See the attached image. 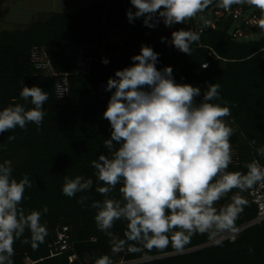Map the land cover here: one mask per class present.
I'll list each match as a JSON object with an SVG mask.
<instances>
[{
    "label": "trees",
    "instance_id": "16d2710c",
    "mask_svg": "<svg viewBox=\"0 0 264 264\" xmlns=\"http://www.w3.org/2000/svg\"><path fill=\"white\" fill-rule=\"evenodd\" d=\"M221 1L211 0L197 16H213L216 9L224 6ZM129 7L130 0L98 1L75 13L39 15L28 24L0 30V109L14 100L23 102L19 95L23 84L39 85L49 94L39 128L29 123L26 129L17 127L0 134V143L6 145V150L0 151V162L11 160L13 176L19 180L28 174L32 181L22 201L25 212L48 207L42 217L48 228L45 242L34 250L18 240L14 244V264H95L103 254L110 255L113 264H117V256L130 262L127 264H264V220L244 228L235 242L225 239L222 246H213L206 234H195L183 250H177L170 242L163 249L142 248L139 252L115 255L109 238L97 229L96 210L87 205L103 196L95 191L91 161L100 154H109L103 145L111 132L109 122L102 117L107 101L98 100L97 85L107 81L115 70L130 65L131 56L139 53L142 44L151 45L159 53L157 67L171 66L178 82L199 85L202 92L208 83L220 85V95L231 112L225 120L237 128L230 141L237 150L238 161L232 162L228 171L247 172L245 165L254 157L264 163L256 152L264 146V36L255 38L264 27L248 29L249 37L236 39L232 32L241 20L220 19L216 29L204 32L193 43L192 54L188 55L161 41V37L170 41L172 31L149 28L142 18L129 23ZM256 9L264 11L259 5ZM108 30L120 39L111 42ZM85 45H93L92 62L89 69L81 70L75 65L72 49ZM35 46L46 50L53 70L69 73V97L58 98L54 76L34 67L31 55ZM102 57L109 59L107 65L102 63ZM9 135L16 139L8 142ZM252 141L256 142L254 146ZM76 175L93 177L94 186L88 193L69 198L61 190L64 177ZM118 188L119 185L113 196L119 197ZM238 192L233 189L217 205L230 203ZM245 194L248 203L236 221L237 227L256 217L257 207L246 191ZM81 195L89 197L85 206L77 202ZM64 226L69 227L73 250L60 252L53 243L57 229ZM113 231L123 237L126 223L117 221ZM24 236H31L27 229ZM72 252L78 257L74 261L69 259Z\"/></svg>",
    "mask_w": 264,
    "mask_h": 264
},
{
    "label": "clouds",
    "instance_id": "9594fccd",
    "mask_svg": "<svg viewBox=\"0 0 264 264\" xmlns=\"http://www.w3.org/2000/svg\"><path fill=\"white\" fill-rule=\"evenodd\" d=\"M245 2L264 7V0H223L226 8ZM209 3L130 0L126 16L129 23L142 18L149 28L160 22L171 28L194 18ZM201 31L174 30L170 41L166 37L161 41L191 55ZM131 61L115 70L105 85L111 93L102 113L111 127L103 145L109 154L91 161L95 191L103 199L87 205L96 210L97 229L109 238L113 255L163 249L170 242L183 250L195 234H206L213 246H222L226 236L235 242L240 231L236 221L248 201L237 194L222 207L217 202L233 189L243 193L258 184L264 186V164L253 159L245 165L247 172L227 170L235 156L230 141L234 129L225 120L231 112L220 95V85L208 83L202 92L199 85L178 82L171 66L157 67L159 53L151 45L142 44ZM102 63L107 65L109 59L102 57ZM57 91L60 97L64 95L59 82ZM19 95L23 102L14 100L0 109V134L26 129L29 123L39 128L44 120L48 92L39 85L23 84ZM15 139V135L8 136V142ZM5 150L6 145L0 143V151ZM256 152L264 158V146ZM13 171L11 160L0 162V264H14L18 240L35 250L48 235L42 222L47 205L26 213L22 201L32 181L28 174L16 179ZM118 185L116 197L112 193ZM93 186V177L65 176L61 190L72 198ZM88 199L81 195L77 202L85 206ZM117 221L126 223L123 237L113 231ZM26 229L30 238L24 236ZM95 264H113V259L103 254Z\"/></svg>",
    "mask_w": 264,
    "mask_h": 264
},
{
    "label": "built area",
    "instance_id": "2783aa9c",
    "mask_svg": "<svg viewBox=\"0 0 264 264\" xmlns=\"http://www.w3.org/2000/svg\"><path fill=\"white\" fill-rule=\"evenodd\" d=\"M258 5H250L248 3H235V6L225 7L222 6L214 11L213 16H203L198 17L197 15L194 18H191L186 23H178L173 25L171 28L166 27L163 22H160L155 28L153 29H165L169 31L185 29V30H193V31H201V35L209 31L211 29H216L218 21L220 19L225 18H232L234 21L241 20V25H237V28L232 32V35L236 39L247 38L251 34L246 32V30L251 28H260L264 27V11L259 12L256 7ZM248 12V13H247ZM243 24V25H242ZM93 48V45H85V46H78L74 47L73 55L75 57V65L78 69L87 70L91 66L92 56L90 54V48ZM213 52V51H212ZM215 56L216 53L213 52ZM32 62L34 67L37 70L45 71L46 73L52 74L55 78V92L58 98H67L70 95V78L69 73L65 72H56L53 70L51 66V62L49 57L46 53V50L43 47L35 46L32 51L31 55ZM206 65V64H205ZM62 85V90L64 95L60 97L57 91V83ZM107 81H101L97 85V98L99 101L105 102L108 101L110 97V92L105 91V85ZM235 156L233 158V162L238 161L237 151L233 147ZM253 159H258L254 157ZM252 159V160H253ZM261 162V161H260ZM261 164H264L261 162ZM247 192V196L249 200L257 207L256 217L251 220L247 224H243L239 226V233L246 227L261 223L264 220V186L256 185L253 189H250ZM69 227L64 226L62 229H57L56 235L57 238L53 243V247L58 249L60 252H67L72 251L73 246L70 243V236L68 233ZM239 235V234H238ZM225 239H229L226 236ZM224 239V240H225ZM230 240V239H229ZM236 240V239H235ZM231 241V240H230ZM77 255L75 252H72L69 255L70 261H74L77 259Z\"/></svg>",
    "mask_w": 264,
    "mask_h": 264
},
{
    "label": "crops",
    "instance_id": "0c3cea01",
    "mask_svg": "<svg viewBox=\"0 0 264 264\" xmlns=\"http://www.w3.org/2000/svg\"><path fill=\"white\" fill-rule=\"evenodd\" d=\"M2 1L4 0H0V3H2ZM98 1L104 0H16L12 13L17 15L20 10H26L25 19L29 21H24V23L21 21L20 23H7L8 16L10 15L9 12L7 13L9 10L7 8V11L5 10L0 14V24L3 25L0 30L15 28L18 24H28L33 18L39 15L45 16L53 12L75 13Z\"/></svg>",
    "mask_w": 264,
    "mask_h": 264
},
{
    "label": "rangeland",
    "instance_id": "374dc122",
    "mask_svg": "<svg viewBox=\"0 0 264 264\" xmlns=\"http://www.w3.org/2000/svg\"><path fill=\"white\" fill-rule=\"evenodd\" d=\"M16 3V0H4V1H2V3H0V14H2V12L3 11H7L8 9V11H7V13L9 12V16H8V21H7V23H17V22H19L20 23V21L21 22H23L24 23V21H29V20H27V19H25V13H27L26 12V10H20L19 12H18V16L16 15V14H13L12 12H13V7H14V4ZM220 5H224L223 4V0L221 1V3H220ZM8 8V9H7ZM17 13V12H16ZM19 17V18H18ZM36 17H38V16H36ZM1 21V20H0ZM19 25V24H18ZM2 27H3V25L2 24H0V29H2ZM107 36H109V38H110V41L111 42H113V41H117V40H119L120 39V36L119 35H117V34H113L110 30H108L107 31ZM264 36V30H261V31H259V32H257V35H256V37L255 38H257V39H259V38H262ZM230 124V123H229ZM232 127H233V129H234V132H233V135H235V134H237L236 132H237V128H236V126L235 125H232V124H230ZM232 135V136H233ZM240 139H241V141H243V139H242V137H240ZM236 149V148H235ZM237 151V150H236ZM238 195H240L242 198H244V199H246L247 200V197H246V194H245V192H243V193H240V192H238L237 193ZM237 194H235V195H237ZM217 207H220L219 205H217ZM142 260V259H141ZM116 263L117 264H127V263H130V262H126V261H124L123 260V258H121V257H119V256H117L116 257ZM133 262H135V261H133Z\"/></svg>",
    "mask_w": 264,
    "mask_h": 264
},
{
    "label": "water",
    "instance_id": "95a60500",
    "mask_svg": "<svg viewBox=\"0 0 264 264\" xmlns=\"http://www.w3.org/2000/svg\"><path fill=\"white\" fill-rule=\"evenodd\" d=\"M169 255H171V254H169ZM164 256V255H163ZM162 257V256H161ZM132 263V262H131Z\"/></svg>",
    "mask_w": 264,
    "mask_h": 264
}]
</instances>
